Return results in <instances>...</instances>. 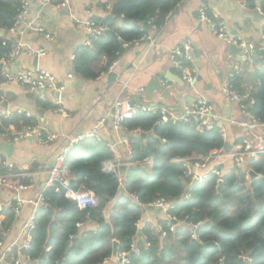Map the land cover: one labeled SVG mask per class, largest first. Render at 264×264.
Returning <instances> with one entry per match:
<instances>
[{
  "label": "trees",
  "instance_id": "trees-1",
  "mask_svg": "<svg viewBox=\"0 0 264 264\" xmlns=\"http://www.w3.org/2000/svg\"><path fill=\"white\" fill-rule=\"evenodd\" d=\"M22 1L0 0V31H5L4 36L0 35V66L11 53L13 42L7 36L13 31ZM181 1L113 0L108 17L98 21L109 31L95 39L91 47L83 46L75 52L73 74L93 80L108 73L127 46L162 28ZM240 1L249 9L258 7L264 14V0ZM209 16L212 17L210 13ZM103 59L106 64L97 71L96 66ZM249 60L262 63L264 50H257ZM262 66L252 74H240L234 79L235 88L255 100L251 111L261 122ZM2 75L0 67V81ZM244 80L252 85L251 92L238 88ZM161 118L160 114L143 112L123 121L121 128L125 132L138 133L129 138L133 157L122 184L123 192L118 174L103 170L105 162L114 161L107 144L91 138L70 150L64 163L71 175L69 186L94 194L97 207L81 210L75 201L65 197L64 189L60 193L46 189V202L36 214L31 249L26 253L30 264H99L111 258L113 241L119 242V253H130V264H264V156L258 162H249L245 170L220 166L221 184L211 176L205 183L193 185L186 179L184 168L174 160L208 156L224 149L226 141L216 129L201 133L192 124L179 120L161 123ZM38 125L35 118L25 114L12 119L0 117V142L10 126L20 132L27 126ZM142 133L147 136L142 138ZM147 159L152 160L151 169L144 165ZM12 169L0 166V174L13 178L7 182L32 184V179L22 176L23 171ZM250 171L260 175L252 183L245 181ZM160 199L171 204L169 214L176 222L174 230L170 231L166 221L161 222V231L147 224L139 237L144 206ZM108 206L112 211L109 222L104 215ZM15 209L16 204L12 203L0 210V242L17 220ZM79 223L82 228L77 227ZM184 224L200 226L188 231ZM92 225L97 229L93 230ZM17 257L14 252L3 264H14Z\"/></svg>",
  "mask_w": 264,
  "mask_h": 264
},
{
  "label": "crops",
  "instance_id": "crops-1",
  "mask_svg": "<svg viewBox=\"0 0 264 264\" xmlns=\"http://www.w3.org/2000/svg\"><path fill=\"white\" fill-rule=\"evenodd\" d=\"M29 3L28 19L51 32L53 41L45 40L23 28L11 31L7 37L23 51L43 48L47 51V55L31 57L24 52L15 60L1 64L3 73L17 74L29 69L47 71L57 78L59 84L64 85L65 91L61 94L46 92L40 95L30 92L19 84L6 81L0 83V96L4 99L0 103V115L5 112L22 111L28 117L35 118L40 126L56 136V140L47 145H41L33 138L14 144L11 157L0 153L2 161L23 171L22 176L32 179L28 189L18 194L0 185L2 208H7L12 203L17 205L19 199L26 202L21 206V212L6 237L8 242L22 239L21 230L34 209L31 202H36L45 192L48 172L57 157L64 152L70 141L89 131L103 119L105 122L99 128L98 137L95 139L112 147L110 150L114 156V161L104 163L103 170L109 172L108 163L117 164L121 182L120 191L123 192L122 184L131 165L128 155L131 149L129 138L137 136L138 133H127L122 128L117 130L113 127L111 113L116 101L122 100L130 105L164 107L171 110L180 105L182 110L195 101L199 92L220 116L227 134L225 141L232 145L233 149L241 144L244 138H252L253 135L264 138V129L248 131L240 126L246 121V117L241 113L238 105L227 101L222 94L225 81L236 68H241L245 76V73L252 74L257 69L263 68L264 61L261 63L243 60V51L232 55L230 46L217 39L209 25L201 22L199 15L201 6L206 5L214 21H224L227 24L231 36L246 41L257 50H262L264 14L258 7L255 10L249 9L240 0H182L175 11L168 16L162 28L150 31L144 37L145 40L127 46L108 73H101L97 79L83 80L73 74V60L75 52L85 46L88 34L84 25L75 23L74 19L104 20L109 15L113 0H71L70 10L62 11L53 5H42L38 0L36 3L29 0ZM256 3L258 4V1ZM107 6L110 7L109 10ZM256 11L259 13L257 16ZM184 40H190L194 48V65L198 77L201 78L195 88L196 91L190 89L189 85L180 79L170 58L171 52ZM247 57L251 56L248 54ZM105 64L106 60H101L96 70L99 71ZM110 73H116L117 77L109 79ZM172 77L179 78L183 84L180 85ZM154 80L158 81L167 93L162 90L154 91L152 98H148L147 90ZM238 88L251 92L253 87L244 80ZM5 102L6 108H4ZM54 108H60L63 112ZM16 132L13 126L7 128V135L1 138L0 143H12V137ZM222 165L227 170L234 168L232 159H223ZM13 184L21 185L18 181ZM110 212H112L111 207L108 206L104 211L108 222ZM163 221H165L164 212L147 207L138 225L139 231L141 232L147 224L161 231L160 224ZM92 229L96 230L97 226L92 225Z\"/></svg>",
  "mask_w": 264,
  "mask_h": 264
},
{
  "label": "built area",
  "instance_id": "built-area-1",
  "mask_svg": "<svg viewBox=\"0 0 264 264\" xmlns=\"http://www.w3.org/2000/svg\"><path fill=\"white\" fill-rule=\"evenodd\" d=\"M42 5H53L58 10H70L71 0H38ZM29 1L23 0L21 2L20 11L15 19L13 31H18L23 28L25 31L32 33L36 36L43 37L45 40L53 41V35L44 26L31 21L28 19L29 15ZM110 7L107 6V10ZM199 15L201 22L207 23L215 37L220 41L224 42L229 46H235L241 51H243V60H249L247 57L249 54L251 57H255L257 49L249 45L246 41L235 38L231 36L228 26L224 21H214L209 16V11L206 5H202L199 9ZM75 23L83 24L86 32L88 34L85 46L91 47L92 42L104 35L109 31V27L103 25L102 23L88 19L85 21H80L74 19ZM145 40V38L140 41ZM138 41V42H140ZM136 42V43H138ZM249 46V51L246 47ZM263 50H264V37H263ZM27 53L31 57H43L47 55V51L43 48L37 50H25L13 43L11 53L6 62H11L18 58L22 53ZM171 62L173 68L178 72L180 79L189 86H194L197 83L198 72L195 67L194 62V48L190 40H184L176 47L170 54ZM263 57H261L262 59ZM5 62H2L3 64ZM243 70L241 68H236L225 81L222 87V94L225 99L231 103L238 105L241 113L246 117V121L241 123L240 126L248 131H253L257 128L264 129V121H259L254 113L251 111V107L255 105V100L250 96L249 93H240L234 85V79L236 76L242 74ZM2 80L7 83L19 84L26 87L30 92L42 95V92H58L61 94L65 91L63 84H59L57 78L43 70L29 69L20 73H10L4 72L2 75ZM71 77V76H70ZM194 88V87H193ZM196 91V90H195ZM143 94V91L142 93ZM3 97H0V103L3 101ZM59 112H63L60 108L57 109ZM148 112L152 115L160 114L162 116L161 123H167L169 121L179 120L184 123L192 124L196 127L199 132H210L212 130L220 131L224 140L227 138L226 130L224 125L220 121V116L215 112L213 106L210 102L199 92L197 97L192 104L186 105L182 110H180L179 115H177L173 110L164 107H148L145 105L134 104L130 105L127 101H116L112 107L111 121L115 129H120L124 120L133 118L139 113ZM24 112L17 111L16 113L5 112L0 115L3 119H12L15 115H23ZM28 117V115L26 114ZM105 119L100 120L97 125L91 128L89 131L79 135L76 139L70 141L68 147L64 152L59 155L51 169L48 172V179L45 183V188H53L56 193H60L62 189L65 190V197L67 199L73 200L77 203L81 210L87 211L97 207V200L94 194L90 192L75 191L70 188V172L64 166L65 159L69 154L70 150L77 145L79 142L86 139L97 138L99 133V128L104 124ZM7 134L5 133L4 136ZM36 139L41 145H47L53 143L56 140V136L50 134L45 128L38 125L36 127L27 126L22 131L16 132L12 137V143L18 144L27 139ZM128 145V141L126 142ZM112 149V147L110 148ZM129 158L132 160L133 153L129 150ZM264 156V138L253 135L252 138H244L242 143L237 145L230 153H226L224 149L216 150L211 152L208 156L193 155L184 158H177L174 160L175 163L181 165L185 170L186 179L190 180L192 183L196 180L197 185H201L206 182V180L215 176L219 181L223 177V171L219 168L222 166L223 159H232L233 166L237 170H245V167L249 162H258L261 157ZM6 166L9 169L13 168V165L4 162L0 159V166ZM144 165L148 169L152 168V160L147 159ZM233 168V169H234ZM107 169L109 172L118 174V166L114 162L107 164ZM12 176H3L0 174V185L12 189L17 194L21 191L27 190L28 186L16 185L7 182ZM250 175L247 173L245 177L246 182H250ZM45 189V190H46ZM46 200L44 197V192L40 195L36 202H31L34 206L33 213L29 220L25 223L22 228V239L14 240L8 242L6 238L11 232V229L7 230L5 233V239L0 242V264L7 262L8 256L13 255L17 252L18 257L16 258L14 264H28L30 259L26 256L27 251L30 249L32 241V232L35 229V218L38 210L45 204ZM26 202L24 200H17V205L15 209L16 215L21 212V206ZM153 207L161 210L165 214V221L170 231L174 230L175 219L169 214L171 204L164 199L157 200L147 206ZM3 208L0 206V210ZM200 224H184V227L188 231H195ZM78 228H82L83 224H77ZM133 251L135 249H132ZM99 264H112L111 258L105 259ZM116 264H130V253H119L118 262Z\"/></svg>",
  "mask_w": 264,
  "mask_h": 264
},
{
  "label": "water",
  "instance_id": "water-1",
  "mask_svg": "<svg viewBox=\"0 0 264 264\" xmlns=\"http://www.w3.org/2000/svg\"><path fill=\"white\" fill-rule=\"evenodd\" d=\"M32 1H34V3H36V0H32ZM65 12H66V14H69L67 11H65ZM255 14L257 16L259 14L258 11H256ZM130 23H133V21H130ZM0 35L1 36H4L5 35V31L1 30L0 31ZM229 50H230V53L232 55L233 54H237V53L239 54L240 52H242L240 49H238L235 46H230L229 47ZM246 50L249 51V46L246 47ZM196 55H197V53H196ZM0 67H1V69H3V66L2 65ZM116 77H117V74L116 73H110V75H109V79H115ZM172 78L177 83H179L180 85L183 84L182 81L179 78H177V77H172ZM200 81H201V78L198 77L197 78V83L193 86L194 88L192 86H189V88L195 90L196 86L199 84ZM161 90L163 92H166L167 93V91H164L163 90V86L158 81H156V80L152 81L151 84H150V86L148 87V90H147L148 98H152L151 96H152V94H153L154 91H161ZM42 94H45V93L42 92ZM56 94H57V92H56ZM6 105H7V103L5 102L4 103V108H6ZM180 109H181V106L179 105L178 108L174 109L173 111L177 115H179ZM146 136H147V134H145V133H142L141 134V137L142 138H144ZM232 149H233L232 145H230L229 143H226L225 144L224 150H225V152L227 154L230 153L232 151ZM13 151H14V144L13 143L2 142L0 144V153L6 155L7 157H11L12 154H13ZM249 175L251 177L250 183H252L253 181H255L256 179H258L260 177V175L256 174L254 171H250L249 172ZM221 183H222V181H219V184H221ZM192 184L193 185L196 184V180L193 181ZM48 210H50L51 212H53L49 207H48ZM173 224H176V222H173ZM140 234H141V232L139 231V237H140ZM118 248H119V242L118 241H113V252H112V256H111V263L112 264H116L118 262V255H119ZM28 264H30V263H28Z\"/></svg>",
  "mask_w": 264,
  "mask_h": 264
},
{
  "label": "bare ground",
  "instance_id": "bare-ground-1",
  "mask_svg": "<svg viewBox=\"0 0 264 264\" xmlns=\"http://www.w3.org/2000/svg\"><path fill=\"white\" fill-rule=\"evenodd\" d=\"M85 142V141H84ZM13 170V169H12ZM8 171V170H7ZM36 222V221H35ZM167 232V231H166ZM31 249V248H30Z\"/></svg>",
  "mask_w": 264,
  "mask_h": 264
}]
</instances>
